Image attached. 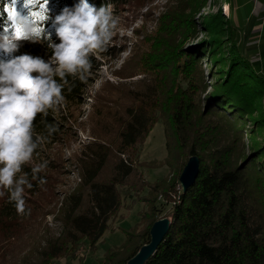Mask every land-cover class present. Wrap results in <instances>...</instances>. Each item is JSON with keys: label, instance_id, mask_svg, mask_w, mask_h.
<instances>
[{"label": "rangeland", "instance_id": "1", "mask_svg": "<svg viewBox=\"0 0 264 264\" xmlns=\"http://www.w3.org/2000/svg\"><path fill=\"white\" fill-rule=\"evenodd\" d=\"M259 1L262 0H90L97 8L111 4L120 25L108 50L93 56L97 68L85 88L83 103L57 112L64 123L59 141L38 149L34 163L48 161L43 172L46 183L37 194H28L25 189L30 213L28 218L6 224L13 227V238L6 242L4 231L0 232V264L37 263L38 248L45 237L61 232V214L69 197L83 189L80 161L97 148L105 149L108 157L99 179L109 178L118 156V132L126 120V108L138 105L139 96L148 86L158 94L166 88L164 84L169 86L175 76L181 77L176 74V63L183 60V52H187L188 61L198 59L194 65L203 75V84L195 105L197 114L210 124L213 133L224 138L230 125L239 129L236 139L244 154L264 144V89L260 90L264 36L247 40L257 24ZM213 15H219L220 22L210 19ZM213 20L215 31L209 30V21ZM212 39L216 42L209 44ZM26 49L31 55L49 57L38 43L30 42ZM236 51L242 55L240 61H248L239 67L242 78L246 76L243 80L260 93L253 100L254 110L232 121L219 114L217 107L209 111L214 106L209 95L227 86ZM165 116L164 112L158 115L146 139L136 144L134 159L139 177L130 178L127 186L119 188L121 205L109 219L102 237L95 246L84 238L79 240L50 264H99L105 252L121 246L128 232L134 239L151 219L169 217L182 191L178 181L182 163L185 165L190 156L186 150H179L172 138L167 148ZM233 135L226 137L228 141ZM199 155L204 159L205 153ZM3 200L0 198V205ZM3 223L0 219V230Z\"/></svg>", "mask_w": 264, "mask_h": 264}, {"label": "trees", "instance_id": "2", "mask_svg": "<svg viewBox=\"0 0 264 264\" xmlns=\"http://www.w3.org/2000/svg\"><path fill=\"white\" fill-rule=\"evenodd\" d=\"M104 1L114 3L117 0ZM77 2L78 0H49V16L54 19L65 6L70 7ZM88 2L91 3L90 0ZM5 5L15 7L23 14L35 7L31 4L25 7V0H18L16 5L12 4V0H0V29L9 16ZM210 19L220 22L219 15H213ZM214 20L209 21L211 31H215L217 27ZM46 27L53 32L52 39L58 43L54 29L51 28V19ZM212 41L209 44L216 42V39ZM28 43L30 42L22 41L16 55L29 54L26 49ZM38 45L51 55L46 44ZM196 52L199 53L197 48ZM186 56L187 52L181 53L183 60L176 63V74H182L181 77L175 76L169 86L164 84L166 88L161 89L158 94L153 86H148L147 91L139 96V104L126 108V120L118 132V156L107 180L99 179L108 157L105 149L89 151L84 160L80 161L83 189L69 197L61 214L60 234L45 237L43 245L38 248V261L35 264H50L52 259L65 254L83 238L90 246H95L107 230L109 219L121 205L119 188L127 186L130 178L139 177L134 159L136 144L146 139L156 117L163 115V112L166 114L168 127L165 132L167 148L168 140L174 139L177 148L186 150L188 157H198L199 170L186 191L178 192L171 206L167 232L143 264H264V144L244 154L236 139L239 129L229 126L226 137L234 133L229 141L226 137L213 133L210 124H206L203 116L197 114L195 105V97L203 84V75L194 65L198 59L188 61ZM240 56L242 55L236 51L230 63L226 81L228 87L209 95L215 106L209 111L216 110L217 107L219 114L232 121L243 116V113L254 110L253 100L260 93L243 80L246 76L242 78L239 67L241 62L244 66L248 61H240ZM92 60L91 75L97 68L96 59L92 57ZM91 75L86 83L77 80L70 94L65 91L66 108L83 103L85 88ZM260 80L262 91L264 78ZM58 111H50L47 117L49 123L57 126V131L42 144L43 148L58 142L64 132L62 115H58ZM35 123L37 132L46 135L39 116ZM201 153H205L204 159L200 157ZM182 165L184 166V161ZM32 166H24V172L29 174L30 180ZM40 176L43 179L45 177L44 173H40ZM32 183L33 187L27 188V192L37 194L43 185L37 181ZM25 201L27 204L26 197ZM28 216L29 214H18L6 193L0 205V219L5 222L0 232L4 231L3 239L6 242L14 234L13 227L6 224L18 222ZM154 221L155 219H151L144 231L134 239L130 238L128 232L121 246L105 252L99 264H127L138 249L149 242V230ZM1 255L2 253L0 258Z\"/></svg>", "mask_w": 264, "mask_h": 264}, {"label": "clouds", "instance_id": "3", "mask_svg": "<svg viewBox=\"0 0 264 264\" xmlns=\"http://www.w3.org/2000/svg\"><path fill=\"white\" fill-rule=\"evenodd\" d=\"M27 3L35 7L27 14L16 11L8 16L0 29V198L7 193L20 215L30 213L25 189L33 187L32 181L41 186L46 183L40 173L45 172L48 161L34 163V158L57 131V126L47 121L50 111L66 107L65 91L70 94L77 80L87 82L92 57L108 50L120 25L111 4L97 8L88 0H78L52 19L49 0ZM11 8L5 5V11ZM50 19L58 43L46 27ZM22 41L46 44L51 55L47 59L16 55ZM38 116L46 135L36 130ZM25 165H33L31 180L24 172Z\"/></svg>", "mask_w": 264, "mask_h": 264}, {"label": "water", "instance_id": "4", "mask_svg": "<svg viewBox=\"0 0 264 264\" xmlns=\"http://www.w3.org/2000/svg\"><path fill=\"white\" fill-rule=\"evenodd\" d=\"M198 170L199 159L196 155H191L184 165L178 178L183 192L186 191V189L194 182L198 174ZM168 227L169 219L166 217L154 221L149 230V242L143 244L138 249V251L127 261V264H143L144 261L153 253L158 244L161 242L163 236L167 232Z\"/></svg>", "mask_w": 264, "mask_h": 264}, {"label": "crops", "instance_id": "5", "mask_svg": "<svg viewBox=\"0 0 264 264\" xmlns=\"http://www.w3.org/2000/svg\"><path fill=\"white\" fill-rule=\"evenodd\" d=\"M230 8V5H229ZM258 14V20L255 27L250 31L247 40L251 38L257 39L260 36H264V0L258 2L257 9L255 11ZM249 43V42H248ZM262 59H260L261 67L264 68V50L262 52Z\"/></svg>", "mask_w": 264, "mask_h": 264}, {"label": "snow or ice", "instance_id": "6", "mask_svg": "<svg viewBox=\"0 0 264 264\" xmlns=\"http://www.w3.org/2000/svg\"><path fill=\"white\" fill-rule=\"evenodd\" d=\"M18 3V0H12V4L13 5H16ZM26 4L27 6L30 5L27 3V0H25V7H26ZM17 11V9L15 7H12L10 10H9V16H14L15 15V12ZM36 16H39V13H36L35 14ZM42 18V17H41Z\"/></svg>", "mask_w": 264, "mask_h": 264}]
</instances>
